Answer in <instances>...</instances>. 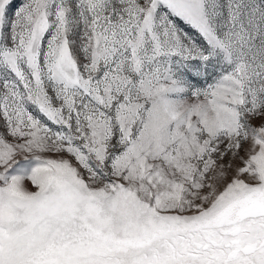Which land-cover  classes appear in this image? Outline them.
I'll return each instance as SVG.
<instances>
[{
    "label": "snow or ice",
    "instance_id": "snow-or-ice-1",
    "mask_svg": "<svg viewBox=\"0 0 264 264\" xmlns=\"http://www.w3.org/2000/svg\"><path fill=\"white\" fill-rule=\"evenodd\" d=\"M0 264H264V0H0Z\"/></svg>",
    "mask_w": 264,
    "mask_h": 264
},
{
    "label": "rangeland",
    "instance_id": "rangeland-1",
    "mask_svg": "<svg viewBox=\"0 0 264 264\" xmlns=\"http://www.w3.org/2000/svg\"><path fill=\"white\" fill-rule=\"evenodd\" d=\"M29 187H31V185H28Z\"/></svg>",
    "mask_w": 264,
    "mask_h": 264
}]
</instances>
